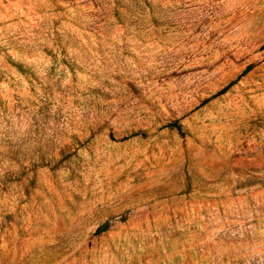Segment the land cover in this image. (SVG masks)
I'll list each match as a JSON object with an SVG mask.
<instances>
[{
  "label": "rangeland",
  "instance_id": "374dc122",
  "mask_svg": "<svg viewBox=\"0 0 264 264\" xmlns=\"http://www.w3.org/2000/svg\"><path fill=\"white\" fill-rule=\"evenodd\" d=\"M0 264H264V0H0Z\"/></svg>",
  "mask_w": 264,
  "mask_h": 264
},
{
  "label": "trees",
  "instance_id": "16d2710c",
  "mask_svg": "<svg viewBox=\"0 0 264 264\" xmlns=\"http://www.w3.org/2000/svg\"><path fill=\"white\" fill-rule=\"evenodd\" d=\"M248 69H246L243 73L242 76L245 75L247 73ZM170 127L176 129L179 133H181V126L178 125V123H172L170 124ZM109 228V223L105 222L103 223L98 229H97V233H103L106 230H108Z\"/></svg>",
  "mask_w": 264,
  "mask_h": 264
}]
</instances>
